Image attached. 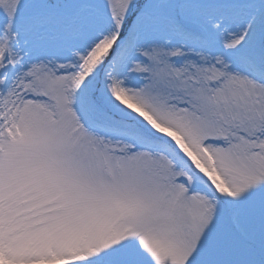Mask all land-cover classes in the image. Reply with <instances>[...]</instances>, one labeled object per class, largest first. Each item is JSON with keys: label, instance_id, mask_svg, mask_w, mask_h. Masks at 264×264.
I'll use <instances>...</instances> for the list:
<instances>
[{"label": "snow or ice", "instance_id": "1", "mask_svg": "<svg viewBox=\"0 0 264 264\" xmlns=\"http://www.w3.org/2000/svg\"><path fill=\"white\" fill-rule=\"evenodd\" d=\"M0 264H264V0H0Z\"/></svg>", "mask_w": 264, "mask_h": 264}]
</instances>
